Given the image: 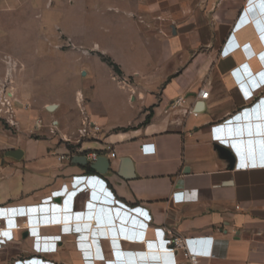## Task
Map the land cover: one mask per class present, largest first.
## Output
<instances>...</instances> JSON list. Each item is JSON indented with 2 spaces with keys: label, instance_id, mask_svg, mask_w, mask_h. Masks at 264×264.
Returning a JSON list of instances; mask_svg holds the SVG:
<instances>
[{
  "label": "crops",
  "instance_id": "obj_1",
  "mask_svg": "<svg viewBox=\"0 0 264 264\" xmlns=\"http://www.w3.org/2000/svg\"><path fill=\"white\" fill-rule=\"evenodd\" d=\"M121 1L137 38L88 46L113 86L83 57L74 85L45 45L6 55L0 264H178L173 238L212 248L199 264H264V0Z\"/></svg>",
  "mask_w": 264,
  "mask_h": 264
},
{
  "label": "rangeland",
  "instance_id": "obj_2",
  "mask_svg": "<svg viewBox=\"0 0 264 264\" xmlns=\"http://www.w3.org/2000/svg\"><path fill=\"white\" fill-rule=\"evenodd\" d=\"M125 3L120 0H0V76L10 49L33 51L45 45L52 64L59 71L72 72L74 85L82 81L83 57L92 60L91 77L95 85L113 86L109 68L95 61L97 57L88 46L96 43L113 53L121 44L137 38L139 27L134 19L127 17ZM101 60L111 66L108 58L101 57ZM58 80H62L60 73ZM88 81L85 78L83 84ZM66 87L70 89L72 83L68 81ZM58 97L63 98L65 94L60 93ZM4 122L0 117V125L5 127Z\"/></svg>",
  "mask_w": 264,
  "mask_h": 264
},
{
  "label": "built area",
  "instance_id": "obj_3",
  "mask_svg": "<svg viewBox=\"0 0 264 264\" xmlns=\"http://www.w3.org/2000/svg\"><path fill=\"white\" fill-rule=\"evenodd\" d=\"M0 95V117H2L8 124L14 125L13 119V104L11 101V95L6 93L4 89H1ZM179 101H177V104ZM93 129L96 130V126L87 120L84 119L83 126L79 131L80 136L83 138L87 135L88 130ZM152 144H147L141 146L142 153L152 154L153 150ZM101 156L99 153L95 152L88 156V160H90V167L91 165L97 160V158ZM114 157V154H112ZM202 242L200 240L194 239H182V238H173L171 240V245L173 250L182 249L184 251L185 260L178 264H199L200 258H213L215 256L214 251L212 248H201L197 243ZM210 242L214 245V242L210 240ZM216 245V243H215Z\"/></svg>",
  "mask_w": 264,
  "mask_h": 264
},
{
  "label": "water",
  "instance_id": "obj_4",
  "mask_svg": "<svg viewBox=\"0 0 264 264\" xmlns=\"http://www.w3.org/2000/svg\"><path fill=\"white\" fill-rule=\"evenodd\" d=\"M54 105H51L48 107L49 110H53L54 109ZM223 153L227 154V152L223 151ZM8 156H11L13 158H19V152L16 151H12V152H8L7 153ZM228 155V154H227ZM80 164L82 165H86L87 164V160L86 158L82 157L79 160ZM108 165H109V161L104 157V156H99L97 158V160L91 165V168L95 170V172H97L98 174H105L107 169H108Z\"/></svg>",
  "mask_w": 264,
  "mask_h": 264
},
{
  "label": "trees",
  "instance_id": "obj_5",
  "mask_svg": "<svg viewBox=\"0 0 264 264\" xmlns=\"http://www.w3.org/2000/svg\"><path fill=\"white\" fill-rule=\"evenodd\" d=\"M109 64H110L115 70H117L116 66L111 62V60H109ZM85 169H86V173H87V174H95V173H96L95 170L92 169L90 166H86Z\"/></svg>",
  "mask_w": 264,
  "mask_h": 264
}]
</instances>
